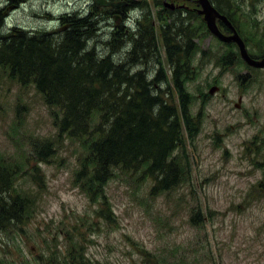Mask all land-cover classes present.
I'll list each match as a JSON object with an SVG mask.
<instances>
[{
    "label": "rangeland",
    "instance_id": "rangeland-1",
    "mask_svg": "<svg viewBox=\"0 0 264 264\" xmlns=\"http://www.w3.org/2000/svg\"><path fill=\"white\" fill-rule=\"evenodd\" d=\"M13 1L0 0L4 34L19 28L58 37L57 32L70 26L63 20L98 14L88 50H95L98 58L111 56L116 64L128 62L132 73L144 71L149 81L163 67L166 79L159 88L176 104L181 101L173 64L159 36L170 24L186 27L175 38L184 45L185 32L193 35L185 88L199 130L194 135L183 130L184 151L174 157H186L190 176L184 173L168 194L151 196L154 182L139 176L131 180L130 173L116 170L105 189L114 214L109 224L97 216L99 205L74 183L83 150L76 141L57 138L61 112L48 107L33 84L22 86L0 75V159L30 160L37 142L58 140L57 155L40 165V190L39 181L24 172L14 183V191L23 185L21 193L37 199L38 206L16 228L0 229V264H78L67 259L70 248H80L90 264H151L149 255L176 264H264V69L249 66L236 44L214 37L195 2L176 1L187 8L173 15L166 13L165 0H125L141 6L131 10L130 4L119 14L96 7L95 0ZM228 2L221 1L223 8L233 12L250 55L259 57L264 50V0ZM150 27L157 45L137 50L141 29L149 32ZM132 54L145 61L132 62ZM214 86L219 90L210 94ZM200 212L204 223L195 225L193 217Z\"/></svg>",
    "mask_w": 264,
    "mask_h": 264
},
{
    "label": "trees",
    "instance_id": "trees-1",
    "mask_svg": "<svg viewBox=\"0 0 264 264\" xmlns=\"http://www.w3.org/2000/svg\"><path fill=\"white\" fill-rule=\"evenodd\" d=\"M221 1L211 0L236 28L233 12L224 9ZM21 2L23 0L13 1L15 5ZM128 3L131 10L141 6L135 1ZM166 13L174 15L177 12L166 10ZM3 19L0 13V75L6 74L22 86L33 84L45 104L61 112L59 115L63 117L56 118L55 123L59 130L57 138L76 141L81 146L83 154L74 183L93 204L99 205L97 216L100 219L114 223L105 189L116 170L130 173L131 180L139 176V179L154 182L151 196L174 191L184 173L190 176L186 157H174L178 150L184 151L183 130L189 135L199 130L189 113L191 100L185 88L191 77L189 63L195 50L193 35L185 32L188 40L184 45L175 38L186 27L170 24L162 27L159 36L166 59L173 64L172 79L181 101L176 104L170 100L171 95L167 94L166 98V92L159 88L166 79L163 67L154 80L149 81L144 71L132 73L128 62L116 64L111 56L98 58L95 50H88V41L99 23L98 14L77 17L73 22L63 20L70 26L65 32H57L58 37L46 31L31 33L19 28L4 34ZM152 29L150 27L149 32L141 29L142 34L136 40L137 50L157 45L158 38ZM241 37L249 48L244 35ZM259 53V57L250 56L264 58V50ZM139 58L132 54L131 61L138 62ZM57 141L37 142L30 160H25L27 156L21 161L15 160L16 163L0 159V229L16 228L37 208V199L29 193H21L23 185L14 191V183L24 172V177L39 181L36 184L40 190L44 185L41 184L40 165L49 163L57 155ZM197 213L193 217L194 224L204 223L201 212ZM67 259L90 264L80 248H70ZM147 261L176 264L165 257L158 259L151 255Z\"/></svg>",
    "mask_w": 264,
    "mask_h": 264
},
{
    "label": "water",
    "instance_id": "water-1",
    "mask_svg": "<svg viewBox=\"0 0 264 264\" xmlns=\"http://www.w3.org/2000/svg\"><path fill=\"white\" fill-rule=\"evenodd\" d=\"M183 2H190L191 0H181ZM195 2L201 7L198 9L199 15L203 17L204 22L207 25V28L209 32L218 38L223 43H233L236 44L239 53L242 57V59L251 67L256 69H264V58L261 59H255L252 56H250L246 43L232 24V22L228 19L226 15L221 14L214 4L211 2V0H195ZM96 4L98 7H105V8H113V9H119L123 6H125L127 3H117L112 2L109 0H96ZM165 6L171 10L183 8L184 6H176L172 2H166ZM119 17V16H117ZM118 19V18H117ZM218 21L222 22L232 33L231 34H224L219 28ZM219 88L217 86H214L210 90V94H214L216 91H218ZM237 107H239L237 105Z\"/></svg>",
    "mask_w": 264,
    "mask_h": 264
},
{
    "label": "flooded vegetation",
    "instance_id": "flooded-vegetation-1",
    "mask_svg": "<svg viewBox=\"0 0 264 264\" xmlns=\"http://www.w3.org/2000/svg\"><path fill=\"white\" fill-rule=\"evenodd\" d=\"M179 1H181V0H177V2H179ZM166 2H173V3H175L176 2V0H165L164 1V6H165V3ZM181 2H183V1H181ZM190 2H195V0H191ZM183 3H189V2H183ZM196 3V2H195ZM176 4V3H175ZM184 5V4H183ZM176 6H182L181 4H176ZM166 7V6H165ZM167 8V7H166ZM187 8V6H185L184 5V7L183 8H179V9H175V10H173L174 12L175 11H180V10H183V9H186ZM200 9V8H199ZM197 12H198V10H197ZM219 25H220V23H219ZM221 26V25H220ZM223 31H225V32H228L226 29H224L223 28V25H222V28H221Z\"/></svg>",
    "mask_w": 264,
    "mask_h": 264
},
{
    "label": "bare ground",
    "instance_id": "bare-ground-1",
    "mask_svg": "<svg viewBox=\"0 0 264 264\" xmlns=\"http://www.w3.org/2000/svg\"><path fill=\"white\" fill-rule=\"evenodd\" d=\"M85 13V12H84ZM103 36V35H102ZM100 38V37H99Z\"/></svg>",
    "mask_w": 264,
    "mask_h": 264
}]
</instances>
